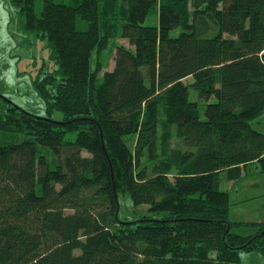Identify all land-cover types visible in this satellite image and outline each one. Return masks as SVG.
<instances>
[{
    "label": "trees",
    "instance_id": "1",
    "mask_svg": "<svg viewBox=\"0 0 264 264\" xmlns=\"http://www.w3.org/2000/svg\"><path fill=\"white\" fill-rule=\"evenodd\" d=\"M6 1L46 41L50 66L32 87L63 118L0 95V133L13 138L0 145V264H240L252 252L264 264V222L231 223L219 189L222 173H264L252 129L264 116V0H42L39 12ZM156 9L158 25H144ZM116 38L127 46L100 75ZM125 194L163 216L122 220Z\"/></svg>",
    "mask_w": 264,
    "mask_h": 264
},
{
    "label": "rangeland",
    "instance_id": "2",
    "mask_svg": "<svg viewBox=\"0 0 264 264\" xmlns=\"http://www.w3.org/2000/svg\"><path fill=\"white\" fill-rule=\"evenodd\" d=\"M42 0L35 1V10L39 12L41 9ZM144 25L156 26L158 25V11H152L146 18ZM78 28L85 29V23L78 21ZM180 33V29L170 32L171 37H176ZM124 44L125 40L116 38L110 40L108 47L103 51L100 58L102 63V71L110 72L113 69V54L114 46ZM49 67L48 51L46 48V41L36 37L35 32H27L24 30V21L16 10L6 0H0V95L6 101H10L17 107L22 108L24 111L41 116H49L53 121H61L63 116L60 112L54 111L50 115L46 113L43 101L36 95L32 87V80L39 73L42 65ZM185 84L192 82L191 78L183 81ZM188 98L190 101H197L196 92L189 87ZM213 102V100H212ZM4 102L0 101V108L4 106ZM160 118L163 119V113L160 111ZM200 120H204L203 105L199 108ZM252 129L264 134V116H261L256 122L252 123ZM159 137L163 133H168L170 136L167 142L170 146H174V131L172 126L158 128ZM75 133H68L65 135V140L73 141ZM11 136H4L0 133V145L12 142ZM134 141L133 136H129L126 142L129 147H132ZM157 153H161V141L158 143ZM85 155V154H84ZM144 161L145 158H144ZM228 181L223 174H220L219 189L226 191L228 189ZM120 216L122 220H135L143 216H151L152 218H160L163 214H150L148 206L140 205L134 207L128 194L120 195ZM254 231V230H252ZM238 234L247 235L241 231ZM262 257L256 252L241 253L240 264H261Z\"/></svg>",
    "mask_w": 264,
    "mask_h": 264
},
{
    "label": "crops",
    "instance_id": "3",
    "mask_svg": "<svg viewBox=\"0 0 264 264\" xmlns=\"http://www.w3.org/2000/svg\"><path fill=\"white\" fill-rule=\"evenodd\" d=\"M222 174L226 179L227 174ZM227 181L228 189L224 192L228 193L230 200L228 220L244 224L264 222V173L255 164H249L239 179ZM252 230L250 227L240 226L235 232L250 234Z\"/></svg>",
    "mask_w": 264,
    "mask_h": 264
}]
</instances>
